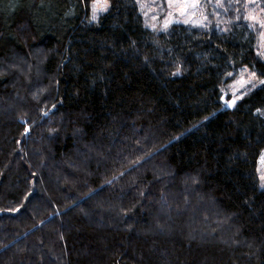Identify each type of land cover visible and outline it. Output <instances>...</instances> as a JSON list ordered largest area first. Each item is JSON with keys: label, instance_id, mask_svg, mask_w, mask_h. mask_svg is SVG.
Instances as JSON below:
<instances>
[{"label": "trees", "instance_id": "1", "mask_svg": "<svg viewBox=\"0 0 264 264\" xmlns=\"http://www.w3.org/2000/svg\"><path fill=\"white\" fill-rule=\"evenodd\" d=\"M92 2L0 0V264H264L255 29Z\"/></svg>", "mask_w": 264, "mask_h": 264}, {"label": "rangeland", "instance_id": "2", "mask_svg": "<svg viewBox=\"0 0 264 264\" xmlns=\"http://www.w3.org/2000/svg\"><path fill=\"white\" fill-rule=\"evenodd\" d=\"M138 5L145 26L155 33L166 31L174 24L226 32L233 21L243 19L255 29L256 52L264 61V0H138ZM262 82L264 80L259 79L254 71L242 69L230 75L224 85L225 99L242 98ZM256 172L258 187L264 189V152L258 159Z\"/></svg>", "mask_w": 264, "mask_h": 264}, {"label": "snow or ice", "instance_id": "3", "mask_svg": "<svg viewBox=\"0 0 264 264\" xmlns=\"http://www.w3.org/2000/svg\"><path fill=\"white\" fill-rule=\"evenodd\" d=\"M109 4H108V0H94L93 5H92V15H91V20L92 21H98V15L102 12H105L108 10ZM165 27H167V25H165ZM221 99H224L223 97H221ZM241 99V97H235L233 100L231 101H225L229 107L234 106L237 102V100ZM257 112H260L259 109H257ZM47 113H45L46 115ZM27 131V129L25 130ZM264 179V178H262ZM264 186V185H262Z\"/></svg>", "mask_w": 264, "mask_h": 264}]
</instances>
